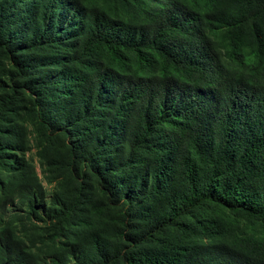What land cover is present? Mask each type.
Wrapping results in <instances>:
<instances>
[{
  "label": "trees",
  "instance_id": "16d2710c",
  "mask_svg": "<svg viewBox=\"0 0 264 264\" xmlns=\"http://www.w3.org/2000/svg\"><path fill=\"white\" fill-rule=\"evenodd\" d=\"M0 59V264H264V0H0Z\"/></svg>",
  "mask_w": 264,
  "mask_h": 264
},
{
  "label": "rangeland",
  "instance_id": "374dc122",
  "mask_svg": "<svg viewBox=\"0 0 264 264\" xmlns=\"http://www.w3.org/2000/svg\"><path fill=\"white\" fill-rule=\"evenodd\" d=\"M214 40L224 39L225 36L219 33ZM12 69L10 63L6 59H0V81L7 83V72ZM8 93V90H6ZM0 92V98L3 97ZM26 94L19 97L11 105L10 111L2 121V125L13 129L18 133V139L21 145V151H15L17 157H23L33 167L40 183L46 190L47 196L52 194H61L64 189L63 181L59 177V173L54 167L58 161V154L55 149L44 147L41 132L35 124L34 117L30 111L32 96L25 91ZM47 149V150H45Z\"/></svg>",
  "mask_w": 264,
  "mask_h": 264
}]
</instances>
